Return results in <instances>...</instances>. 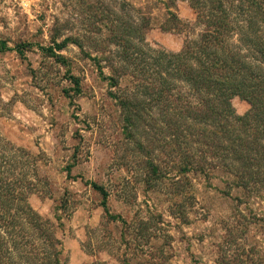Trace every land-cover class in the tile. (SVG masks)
<instances>
[{
  "label": "rangeland",
  "instance_id": "374dc122",
  "mask_svg": "<svg viewBox=\"0 0 264 264\" xmlns=\"http://www.w3.org/2000/svg\"><path fill=\"white\" fill-rule=\"evenodd\" d=\"M125 1L152 17L146 40L156 50L179 53L203 32L185 0L171 9L189 24L183 32L162 29L167 0ZM80 9L76 0H0V39L11 49L32 45L24 54L0 51V149L37 157L39 193L30 204L58 226L63 264H122L120 258L142 264L161 254L170 264H258L261 257L264 264V191L243 190L222 168L180 176L157 143L155 149L146 145L153 149L147 156L124 132L103 61L123 65L117 48L107 46L101 57L86 47L100 62L72 44L57 53L61 63L41 52L53 45L57 20L69 23L71 31L62 36L83 34ZM71 76L79 79L81 93ZM127 85L124 79L121 86ZM231 103L238 116H247V102L233 96ZM141 130L135 140L147 144L150 133ZM150 160L165 177L148 175Z\"/></svg>",
  "mask_w": 264,
  "mask_h": 264
},
{
  "label": "trees",
  "instance_id": "16d2710c",
  "mask_svg": "<svg viewBox=\"0 0 264 264\" xmlns=\"http://www.w3.org/2000/svg\"><path fill=\"white\" fill-rule=\"evenodd\" d=\"M185 1L204 29L197 41L186 43L179 53L149 46L146 34L153 26L152 17L125 0H118V6L109 0H76L83 34L62 36L63 31H71L69 23L65 21L63 27L57 20L52 30L53 45L39 49L61 63L64 58L57 53L72 44L88 59L100 62L86 47L91 46L102 57L107 46H114L123 65L115 67V60L103 58L111 72L107 78L109 95L121 110L124 132L147 156L153 149L146 145L155 149L152 146L157 143L180 176H207L222 168L234 173L237 186L243 190L264 191V0ZM177 2H165L169 11L162 26L165 32L188 29L189 24L171 12ZM30 49L31 44L11 49L0 39L1 52L24 54ZM71 79L81 93L79 79ZM124 79L132 86L122 87ZM233 96L249 104L247 116L236 114ZM140 130L150 133L147 144L135 140ZM2 149L0 264H63L58 226L30 204V197L39 193L37 157L27 151L22 156L13 151L5 155ZM146 166L148 175L156 180L167 174L151 160ZM92 186L107 198L102 187ZM102 205L106 207L105 202ZM161 255L142 264H170ZM261 259L258 264H263ZM120 262L131 264L126 258Z\"/></svg>",
  "mask_w": 264,
  "mask_h": 264
}]
</instances>
